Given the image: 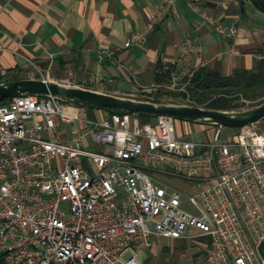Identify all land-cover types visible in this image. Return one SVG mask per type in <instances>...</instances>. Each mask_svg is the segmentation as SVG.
Wrapping results in <instances>:
<instances>
[{
    "label": "built area",
    "instance_id": "1",
    "mask_svg": "<svg viewBox=\"0 0 264 264\" xmlns=\"http://www.w3.org/2000/svg\"><path fill=\"white\" fill-rule=\"evenodd\" d=\"M174 2L163 0L160 13ZM203 17L220 36H236ZM191 76L173 74L166 89L184 93ZM173 122L91 120L84 107L43 97L0 103L2 261L143 264L138 249L163 238L201 245L206 264H264V131L248 125L196 143ZM168 176L188 180L190 191Z\"/></svg>",
    "mask_w": 264,
    "mask_h": 264
},
{
    "label": "crops",
    "instance_id": "2",
    "mask_svg": "<svg viewBox=\"0 0 264 264\" xmlns=\"http://www.w3.org/2000/svg\"><path fill=\"white\" fill-rule=\"evenodd\" d=\"M162 2L0 0V84L30 79L65 82L146 100L145 96L169 86L155 81L159 64L173 67V74L192 75L208 68L223 76L264 65V12L251 0H175L170 10L160 13ZM204 15L226 30L235 28L236 36H220ZM126 42L131 45L125 47ZM86 115L98 120L107 113L96 110L89 116L86 110ZM157 120L148 125L155 126ZM180 122H173L177 136L187 140ZM192 125L201 132L214 131L215 136L224 129ZM156 239L170 241L161 249L154 238L149 250L156 255L178 258L191 245L192 264H206L201 245L188 239ZM141 250L145 249H138V254Z\"/></svg>",
    "mask_w": 264,
    "mask_h": 264
},
{
    "label": "water",
    "instance_id": "3",
    "mask_svg": "<svg viewBox=\"0 0 264 264\" xmlns=\"http://www.w3.org/2000/svg\"><path fill=\"white\" fill-rule=\"evenodd\" d=\"M18 97L52 98L58 102L122 111L134 115L168 117L173 120L216 128L240 129L248 125H264V102L242 110L218 111L179 103H154L83 88L65 82L17 80L0 84V99Z\"/></svg>",
    "mask_w": 264,
    "mask_h": 264
},
{
    "label": "trees",
    "instance_id": "4",
    "mask_svg": "<svg viewBox=\"0 0 264 264\" xmlns=\"http://www.w3.org/2000/svg\"><path fill=\"white\" fill-rule=\"evenodd\" d=\"M251 2L258 10L264 12V0H251ZM157 70L155 79L157 85H170L174 68L159 64ZM183 82L185 86L184 93L159 89L151 95L145 96V101L188 104L218 111L242 110L248 106L247 103L255 104L252 105L255 107L264 102H259L264 98V65H260L256 71L236 70L230 76H223L216 70L199 68L196 69L189 80L186 79ZM8 101L0 99L1 104L8 103ZM60 104L66 105L67 103L60 102ZM84 108L89 116L96 110L104 111L108 116L115 114L135 116L134 114L110 109ZM136 118L142 125L150 124L158 119L146 115H136ZM0 264H5L1 256Z\"/></svg>",
    "mask_w": 264,
    "mask_h": 264
},
{
    "label": "rangeland",
    "instance_id": "5",
    "mask_svg": "<svg viewBox=\"0 0 264 264\" xmlns=\"http://www.w3.org/2000/svg\"><path fill=\"white\" fill-rule=\"evenodd\" d=\"M264 101V98H262L261 100H259V102ZM258 102V103H259ZM248 106H246L244 109H248L251 107H254L252 105L255 104H250L247 103ZM72 106V105H69ZM73 107L76 108V105H73ZM92 119L95 120V118L91 117ZM97 119V118H96ZM54 121L56 122L55 118ZM180 122V121H179ZM181 124L183 123V127L181 130V133L183 134V137L187 140H190L192 142H196L199 143L201 141H208L209 139H212L215 136V132L214 131H209L207 132H201L200 127L198 126H193L192 123H185V122H180ZM67 129V128H66ZM217 128H215L216 130ZM257 129L259 131H264V127L263 126H258ZM177 133H179L178 128H176ZM52 132V131H51ZM55 133H57L55 131ZM238 134V129H231V128H224L219 141H224L227 140L229 138H232L234 135ZM88 151L94 152L95 150L93 148H88ZM150 175H153L155 172L153 171H149L148 172ZM166 181H170L169 184L171 186H176L175 182L179 181V186L177 185V187H179L178 189L183 190L184 188L188 189L189 182L188 180H181V179H173V177L168 176V180ZM177 184V183H176ZM181 184V185H180ZM186 209L190 210L189 206L186 207ZM156 244L159 246V248L161 247V249H163V247H165V244H169L170 241L167 240H162V239H156ZM190 246V247H189ZM188 247L185 248V250H183V252H185L181 257H176L174 254H170L167 256L161 255V253H157V255L153 252V250H141L140 251V260L143 262H151V264H157V263H164V264H192V262L189 260V258L191 257V250H193V248H191V245H189ZM193 254V251H192Z\"/></svg>",
    "mask_w": 264,
    "mask_h": 264
}]
</instances>
